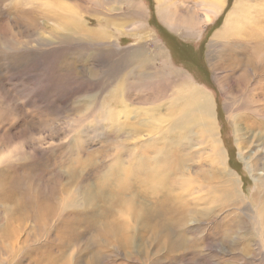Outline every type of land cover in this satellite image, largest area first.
I'll list each match as a JSON object with an SVG mask.
<instances>
[{
    "label": "rangeland",
    "instance_id": "374dc122",
    "mask_svg": "<svg viewBox=\"0 0 264 264\" xmlns=\"http://www.w3.org/2000/svg\"><path fill=\"white\" fill-rule=\"evenodd\" d=\"M235 1L186 31L161 23L156 0H0V264H264V228L252 220L264 200V52L250 37L215 38ZM232 46L253 58L243 75L220 66L222 49ZM131 57L144 72L131 74L140 65ZM179 76L212 97L227 169L252 207H238L239 227L228 238L219 222L232 209L217 203L212 219L180 230L174 249L164 240L158 248L148 234L131 250L93 241L94 232L67 216L91 219L101 205L64 209L61 199L77 205L86 188L95 190L109 164L107 133L146 120L166 88L167 98L182 95ZM150 136L137 129L125 144ZM255 162L250 173L245 164Z\"/></svg>",
    "mask_w": 264,
    "mask_h": 264
},
{
    "label": "bare ground",
    "instance_id": "6f19581e",
    "mask_svg": "<svg viewBox=\"0 0 264 264\" xmlns=\"http://www.w3.org/2000/svg\"><path fill=\"white\" fill-rule=\"evenodd\" d=\"M156 4L163 25L171 30L178 27L188 31L197 28L201 22L210 23L224 8L225 0H156ZM138 11L145 13L141 4ZM238 37L252 38L256 51L264 52V0L235 1L224 27L215 38L225 41ZM222 51L220 66H235L243 75L253 64V58L244 55L246 51L242 48L224 47ZM135 57L145 61L141 56ZM131 60L140 64L131 74L145 71L146 64L139 60L137 63L132 57ZM179 77V88L184 91L182 95L177 92L172 96L175 98H167L170 89L166 88L158 103L146 110V120H137L127 133L118 130L107 133L105 141L109 145L104 159L109 164L98 182L96 180L95 190L86 188L81 194L82 202L77 205L69 197L61 199L64 209L93 211L101 205L100 215H92L91 219L73 213L67 216L73 226L83 223L94 232L93 241L114 242L131 250L136 239L144 240L148 234V239L158 248L164 240L169 249H174L185 233L181 234L180 230L185 229L189 221L195 224L212 219L210 207L217 203L222 208L232 209L225 216L227 223L219 222L222 236L228 238L239 227L238 207L243 205L247 211L252 207L237 189L238 177L227 169V155L217 136L212 97L193 83L189 86L185 76ZM228 117L236 134L237 116ZM107 121L111 128L112 123ZM137 129H145L152 136L138 144H125L137 135ZM262 141L264 144V139ZM245 165L250 173L259 169L258 162ZM260 180L255 179V182H261L259 186L263 182ZM263 186L264 183L261 188ZM258 208L254 207L258 210L259 220H252L263 229L264 200Z\"/></svg>",
    "mask_w": 264,
    "mask_h": 264
}]
</instances>
